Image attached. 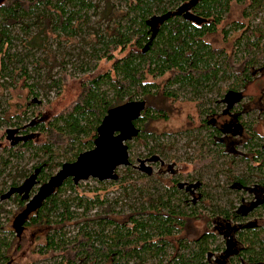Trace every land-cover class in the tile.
<instances>
[{
  "label": "trees",
  "instance_id": "1",
  "mask_svg": "<svg viewBox=\"0 0 264 264\" xmlns=\"http://www.w3.org/2000/svg\"><path fill=\"white\" fill-rule=\"evenodd\" d=\"M100 1L102 6L92 0H0V88L11 85L8 81L12 82L16 71L25 80L23 87L36 97L34 90L43 88L42 80L48 83L44 86L47 91L54 88L59 92L73 81L65 60L52 57L49 63L43 55L35 58L38 52L51 53L49 35L74 43L79 39L77 58L92 59L94 70L102 61L111 63L109 71L91 77H85L91 70L89 63L82 60L74 65L73 69L85 77H74L80 88L77 99L51 117L43 115L39 105L28 124L23 125L27 118L20 117L15 123L0 103V130L10 127L15 132L12 140L6 138V129L0 137V202L10 189L19 187L39 170L38 188L31 195L46 188L47 196L26 224L45 231L44 246L36 252H56L49 264H223L219 258L224 254L230 255L228 264H264V224L260 225L264 193L261 199L253 193L258 189L264 192V137L257 133L256 119L253 123L242 120L240 108L237 112L245 130L241 138L244 141L230 150L220 142L222 132L208 122L207 117L216 111L202 108L213 101L199 102V114L206 116H200L197 127H190L185 133L190 137L188 145H199L196 157L189 159L193 175L180 176L188 180L176 179L172 172L167 179L158 175L156 182L150 179L152 172L143 166L133 171L129 158L124 173L116 172L117 178L112 180L127 197L137 194L141 199L128 214L121 216L108 204L102 215L87 216L92 207L107 204L100 196L106 190L100 181L99 188L91 191V199L63 198V193L76 188L71 179L51 191L48 185L61 167L94 148L110 111L137 98L145 102L144 113L134 122L138 133L133 143L151 155L142 162L155 161L156 148L162 144H158L151 127L158 120H167L168 112L163 106L166 100H177L185 94L199 101L212 92L220 99L240 93L254 82L253 71L264 69V0H120L124 10L116 9L112 0ZM233 4L248 5L242 14L248 23L232 21L226 30L222 27ZM91 10L106 22L104 29L89 25ZM260 15V24L253 26L251 23ZM219 28L224 40L237 35L230 52L215 49L206 41ZM29 63L34 73L31 84H27L31 79ZM55 67L61 68L58 79L51 75ZM148 78L155 82H148ZM158 79L164 80L162 85L156 83ZM193 131L200 135L192 136ZM149 141L155 145L149 147ZM26 156L34 161L31 168L18 166ZM63 158L64 163L58 161ZM238 162L245 170L235 174ZM223 166L228 167V188L221 186L222 194L227 197L238 192L249 196L248 200L240 198L237 207L232 202L225 206L213 203L215 195L211 189L204 190L209 185L198 174L216 169L217 177L224 173ZM189 184L196 191V202L184 189L179 190ZM208 201L213 203L208 207L211 209L200 207ZM7 202L15 204L17 210L26 205L19 196ZM73 207L80 209L81 214L76 215ZM7 213L12 212L0 203V214ZM76 219L77 232L67 237L64 229ZM201 224L204 231L199 233ZM19 234L18 228L11 232L0 226V264H12L13 253L22 249ZM218 237L222 244L215 246ZM173 240L178 248L170 253Z\"/></svg>",
  "mask_w": 264,
  "mask_h": 264
},
{
  "label": "rangeland",
  "instance_id": "2",
  "mask_svg": "<svg viewBox=\"0 0 264 264\" xmlns=\"http://www.w3.org/2000/svg\"><path fill=\"white\" fill-rule=\"evenodd\" d=\"M92 1L93 4H95V2H99L98 5L102 6V1ZM112 3L114 4L116 9L124 10L123 2H120V0H112ZM244 8H248V5L242 6L233 4L231 7L229 18H227V21L225 24H223L222 28L228 30L231 27L232 21L248 23V20L242 16ZM90 16H92L90 19V26L100 27L104 29V27L106 26V22L100 20L98 16H95L92 10ZM262 19L263 15H260L251 24L253 26H258ZM222 28H219V32L216 35L208 37L206 41L209 42L215 49H225L230 52L233 45V40L237 35H230L233 37L224 40L223 35L220 33ZM48 37L51 38V40L49 41V46H51L52 48L51 53L46 55L47 51L46 53L38 52L36 53L35 58H39V56L43 55L42 57L47 58L49 63L52 57L58 58V61L65 60V62L68 63L67 69L69 70V74L72 75L71 77L73 78V81H69L68 83H66L64 89L59 92V90H56L54 88L50 91H47L44 86H46L48 83H44L42 80L40 82V85L43 88L34 90V92L38 94V96L36 97L29 94L28 88L23 87L25 80L19 76L20 72L16 71L14 73L12 82L11 80L8 81V83H11V85H7V87L5 88H0V103L2 104V110L7 111L6 113L9 115L12 122L16 123V118L20 117L22 119L27 118L26 123H22L23 125L28 124L29 119L33 118L32 112L36 111L39 105H41L40 112L43 115L51 117L77 99V96L79 94L78 91L80 88L79 82L77 80L75 81L74 77L85 79V77H91L97 75L98 73L100 74L102 72L109 71L111 68V63L102 61L94 70L92 69V67L95 62L92 59L87 60L77 58L78 52L80 51L79 39L75 40L76 43H74L72 40L67 41L65 39H58L56 35L53 37L52 35H49ZM115 55L118 56L119 54L115 53ZM82 60L85 61V63H89L88 65L91 68V70L85 77L83 76L81 71H79L78 69H73V66L80 64ZM32 67L33 66H31V63H29L28 69L31 79L27 82V84H31V82L33 81L32 78L34 77V73ZM43 71L46 72L48 70L47 68H43ZM43 75L45 76V74L42 73V76ZM51 75L54 79H58L61 76V68L55 67L52 70ZM163 81L164 80L162 79H158L156 80V83L162 85ZM253 81L254 82H252L251 85H249L244 91L245 98L241 101L243 105L246 106L245 110L247 112L243 115L242 120L248 123H253L256 119V122L258 121L259 124L257 127V133L260 136L264 137V110H260V108H264V77L259 78V74H256ZM0 82L2 83V81ZM148 82H155V80L153 81V79L148 78ZM216 95V92H212L206 96H203V98L199 99V101L190 99L191 97L188 94L182 95L177 100H166L163 106L164 109L168 112L167 120H158L151 127V129L156 133L155 136L157 137L158 142H160L158 144H162L158 150L156 148V153L154 155H156L157 159L155 161L148 160L142 162L144 159L149 158L151 155H149L147 149L142 146H135L133 140H131L130 142H127V145H131V147L129 148V158L132 159L133 166H135L137 169L141 168L142 166L149 169L153 174V177L150 179L156 180V182H159L157 178L158 175L163 174L160 176H162L163 179H167L170 177V175L172 176V172L174 173L173 176L176 179H181L182 181L188 180L189 178L185 179L181 178L180 176H184L186 174H190V176L193 175L191 170L192 167L189 165V159H191L192 157H196L197 151L199 150V145L196 142H192L188 145V139L190 137L185 135V133H187L186 130H189L190 127L196 128L198 122L201 120V115L199 114L201 105H199V102L204 101L205 99H211L213 101L212 104H206L202 108L215 110L217 113H220L221 106L215 103L216 101H220V97ZM138 99L139 98H137V100ZM34 104H37V106ZM205 116L206 115H203L201 117L205 118ZM9 117L6 120H8ZM7 128L10 127H4L0 130V137L3 135V130ZM199 135L200 134H198V132L196 131L192 132V136ZM201 135L203 137L205 136L203 132L201 133ZM12 136L14 137L13 134ZM1 142H3V140ZM148 145L149 147H152L155 145V143L153 141H149ZM58 161L64 163L65 159H59ZM32 164H34V161L26 156L18 166L31 168ZM219 164L220 162L217 165ZM124 168V166L119 167L116 170L117 174L122 175L124 173ZM136 168H132V170L137 171ZM223 169L225 170L224 173H221L220 175L218 174L217 177H215L216 169H211L209 171L203 170L198 174H201L202 182L206 185H209V187H206L204 190L211 189L213 194L215 195V200L213 201V203L216 202L221 206H225L228 202H232L233 206L237 207L240 198L243 197L248 200L249 196L245 195L244 193L238 192H232L227 197L222 194L224 190L221 186L226 185L224 189L228 188L226 184V171L228 167L223 166ZM244 170L245 168L243 164L238 162L233 172L235 174H240V172ZM102 183H105L106 190L102 191L100 193V196L107 201V204L103 206L96 205L92 207V209L88 211L87 216L93 217L95 215H102L108 204H110L112 208H114L115 212H118L121 216L132 212L134 208L139 206L141 199L137 197V194H132L127 197L125 194H123L118 184L112 183V180H105ZM154 185L160 188L159 183H155ZM36 188H38V186H36L31 193H33ZM96 188H99L98 180L88 178L86 180L79 181L76 184L75 190L63 193L62 197L77 198V196H80L91 199L94 198V193H91V191ZM0 203L7 211L12 212L11 214H0V226H2L7 231L12 230V222L19 210H17V206L15 204H12L11 202L4 201ZM113 203L117 205H112ZM213 203H210L208 201L204 204L202 203V206L200 207H205L207 208V210H209L211 208L208 207H210V205H212ZM71 210L76 215L81 214V210L76 209V207H73ZM77 221L78 220L76 219V221H73L64 229V231L67 233V237H72L77 232ZM261 224H264V217L260 221V225ZM197 231L199 233L204 231V226L201 224ZM44 232L45 231H43L42 233L43 238L39 239L36 236L40 235V232L36 233L28 231L23 235L24 237L22 249L16 253H13L12 255L13 264H49L47 263L48 260L57 256L56 252L53 253V255H51V253L41 255L36 252L40 246H44ZM184 233L186 236L187 231ZM32 234H34V238H31ZM190 239H192V237H190ZM221 244L222 239L218 237L214 245L220 246ZM174 248H178V244L173 240L172 247H170L169 252L171 253Z\"/></svg>",
  "mask_w": 264,
  "mask_h": 264
},
{
  "label": "water",
  "instance_id": "3",
  "mask_svg": "<svg viewBox=\"0 0 264 264\" xmlns=\"http://www.w3.org/2000/svg\"><path fill=\"white\" fill-rule=\"evenodd\" d=\"M144 110L145 102L134 101L119 109L110 111L102 122L99 139L94 148L78 156L75 162L64 164L48 185L51 187V191L68 179H71L75 184L88 178L100 182L115 180L117 178L116 170L129 164L127 142H130L137 135L138 131L134 126V121L140 117ZM6 133L11 135L15 132L7 130ZM38 175L39 170H35L19 187L12 188L4 194L1 200L18 195L22 201H27L32 190L38 184ZM45 190L46 188H43L39 191L24 214L18 217L19 219L33 212L36 206L41 204L47 196L44 194Z\"/></svg>",
  "mask_w": 264,
  "mask_h": 264
},
{
  "label": "flooded vegetation",
  "instance_id": "4",
  "mask_svg": "<svg viewBox=\"0 0 264 264\" xmlns=\"http://www.w3.org/2000/svg\"><path fill=\"white\" fill-rule=\"evenodd\" d=\"M254 76L256 74H259V78L264 77V69H259L258 71H253L252 73ZM251 85V84H249ZM247 85L246 88L249 86ZM246 88L244 90H242L240 93H232V94H227L224 95V97H222L220 99V101L217 102L218 105L221 106L220 108V113H215L209 117H207L208 122L210 124H212L215 128H217L219 131L222 132V138L220 139V142L225 144L227 149L233 150L235 145L241 144L244 140H241L242 137H244V126L242 125V122L239 120V115L237 112V109L240 108L242 109L241 113L246 114V110L245 107L243 105V103L241 102L244 98H245V94L244 91L246 90ZM260 104V103H259ZM260 110H264V108H260ZM145 111V110H144ZM144 111L141 113L140 117L138 119L141 118L142 114L144 113ZM211 118V119H210ZM137 119V120H138ZM137 120H135L134 122H136ZM242 125V126H241ZM135 126V125H134ZM136 128V127H135ZM7 130H12L10 128H7ZM14 130V129H13ZM7 139L12 140L13 136L11 135H7L6 136ZM133 140V139H132ZM129 165V164H128ZM127 165V166H128ZM125 167V166H124ZM133 168H136L135 166H133ZM137 169V168H136ZM192 185L189 184L186 187H182L179 190H185L187 193H189L190 196H192V201L196 202L198 199V197H195V193L196 191L193 190L194 188L191 187ZM180 188V187H179ZM193 191V192H192ZM255 198L257 199H261L262 198V194L264 193L262 189H258L256 191L253 192ZM32 194V193H31ZM29 196V199L26 201V205L24 209L19 210V212L16 214V216L14 217V220L12 222V230H10L11 232H15V229L18 228V230L20 231V234L17 235V237L20 238V240H23V235L30 231V232H40L41 234L36 236L39 238H43L42 237V229H37V228H29L27 227V219L32 215V212L27 214L26 216L22 217L21 219H19L18 217L23 215L24 212L27 210L28 206L30 204H32V201L34 200V198L38 195H31ZM14 196H18V195H13L11 196L9 199L3 200V201H8L11 198H13ZM20 197V196H19ZM21 199V198H20ZM1 200V202H3ZM32 206V205H31ZM30 206V207H31ZM31 209V208H30ZM34 234L31 235V238H34ZM227 252L229 251L228 248L226 250ZM239 253L238 251H236L234 253L235 256H237ZM225 255V256H224ZM223 257L221 256L220 262H222L223 264H228L229 260H230V255L229 254H224ZM218 259H216L217 261ZM11 263L13 264V258L11 259Z\"/></svg>",
  "mask_w": 264,
  "mask_h": 264
}]
</instances>
